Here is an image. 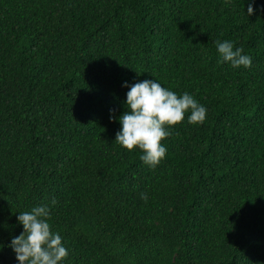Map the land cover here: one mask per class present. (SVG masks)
Instances as JSON below:
<instances>
[{
	"label": "trees",
	"instance_id": "obj_1",
	"mask_svg": "<svg viewBox=\"0 0 264 264\" xmlns=\"http://www.w3.org/2000/svg\"><path fill=\"white\" fill-rule=\"evenodd\" d=\"M154 78L207 116L151 170L115 140ZM45 205L64 264H264V0H0V264Z\"/></svg>",
	"mask_w": 264,
	"mask_h": 264
},
{
	"label": "clouds",
	"instance_id": "obj_2",
	"mask_svg": "<svg viewBox=\"0 0 264 264\" xmlns=\"http://www.w3.org/2000/svg\"><path fill=\"white\" fill-rule=\"evenodd\" d=\"M230 6L233 0H223ZM254 14V5L250 4L247 15ZM218 56L222 64H230L234 69H251L253 60L244 54L243 48H237L233 42H215ZM130 89L124 102L125 112L119 117L121 130L116 135L115 143L132 152L137 148L143 154L141 162L151 170H155L167 155V148L162 141L170 136L168 128L181 124L185 120L192 126L202 125L207 116V108L193 96L184 93L182 96L169 90L155 78L142 83L129 85ZM112 115V114H110ZM147 202V196L141 194ZM55 206V201L52 202ZM51 209L49 206H38L30 212L19 214L18 223L23 233L11 241L19 264H64L69 256L59 233L51 230Z\"/></svg>",
	"mask_w": 264,
	"mask_h": 264
}]
</instances>
